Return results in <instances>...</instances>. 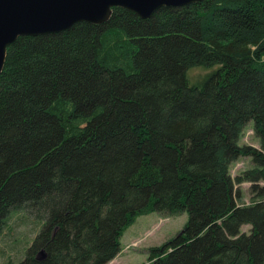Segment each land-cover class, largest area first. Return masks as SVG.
<instances>
[{
  "label": "trees",
  "instance_id": "obj_1",
  "mask_svg": "<svg viewBox=\"0 0 264 264\" xmlns=\"http://www.w3.org/2000/svg\"><path fill=\"white\" fill-rule=\"evenodd\" d=\"M191 22L230 40L212 46L218 69L171 99L158 85L169 75L158 53L168 48L166 61L177 62L184 51L174 39ZM263 89L264 0H204L145 20L114 7L100 25L17 38L0 71V221L10 205L48 193L56 170L68 201L52 214L56 230L43 242L44 258L29 264H65L63 250L72 252L73 264H107L120 231L100 218L101 208L129 190L172 187L191 218L146 264H264V155L243 178L231 179L226 165L238 151L243 110ZM187 118H202L214 133L199 138L200 159L178 144ZM128 144L132 165L118 170L113 158L107 180L88 189L86 160ZM245 180L253 191L247 205L237 203L235 189ZM244 225L248 234L240 232Z\"/></svg>",
  "mask_w": 264,
  "mask_h": 264
},
{
  "label": "rangeland",
  "instance_id": "obj_2",
  "mask_svg": "<svg viewBox=\"0 0 264 264\" xmlns=\"http://www.w3.org/2000/svg\"><path fill=\"white\" fill-rule=\"evenodd\" d=\"M168 16L163 14L160 17ZM221 22L223 27L228 29L226 23ZM185 34L180 33L173 42L179 43L176 50L184 51L177 62L166 61V56L171 53L168 48L158 53L159 61L163 62L160 67L165 70L163 75L169 74L165 77L167 79H163L158 85L171 99L176 97L177 92L183 90L181 87L189 89L199 86L209 73L215 72L218 64L212 58V46L223 45L230 40L224 33L199 32L193 27V22L186 28ZM174 64L178 65L179 71L170 72ZM176 74L178 77L175 80L172 77ZM145 77L150 78L151 74H146ZM149 85L151 87L153 83ZM260 93L251 98L256 100L255 105L252 103L243 110L244 122L234 137L238 151L226 158L227 175L231 179L243 178L247 172L257 168L258 156L264 155V89L263 94ZM185 121L193 130L185 124H180L177 132H180L181 127L182 134L178 136V144H181L184 153L200 159L203 157V151L198 146L199 138L204 135L213 137L214 133L202 118H187ZM130 145L119 147L120 153H117V148H112L96 153L86 160L83 167L90 172L87 180L88 189L93 190L99 183L107 180L110 176L107 165L113 158L120 161L118 170L132 165L129 156L133 159L135 149ZM54 173L48 193L38 198L33 197L31 200L27 198L6 209L0 221V264H29L31 261H39L40 251L44 253L43 242L55 229L51 223L52 214L62 210L65 200L68 201L65 189H59L60 175L56 170ZM259 185L263 184L258 183ZM251 186L250 180L235 186L240 194L238 204L247 205L253 200L250 199L253 192ZM138 197L140 198L137 199ZM143 206H150V212L138 213ZM99 216L108 219L115 230L120 231L117 250L107 264H146L153 253L180 234L191 218V214L176 200L172 187H167L164 191L150 190L145 194L129 190L122 201L107 203L102 207ZM249 229L248 225H244L240 227V232L248 234ZM61 253L65 264H73L72 252L63 250L60 251V255Z\"/></svg>",
  "mask_w": 264,
  "mask_h": 264
},
{
  "label": "water",
  "instance_id": "obj_3",
  "mask_svg": "<svg viewBox=\"0 0 264 264\" xmlns=\"http://www.w3.org/2000/svg\"><path fill=\"white\" fill-rule=\"evenodd\" d=\"M204 0H0V71L5 50L19 37H37L68 30L73 25L105 23L111 8L148 19L159 9L181 8ZM40 259L44 253L39 252Z\"/></svg>",
  "mask_w": 264,
  "mask_h": 264
},
{
  "label": "bare ground",
  "instance_id": "obj_4",
  "mask_svg": "<svg viewBox=\"0 0 264 264\" xmlns=\"http://www.w3.org/2000/svg\"><path fill=\"white\" fill-rule=\"evenodd\" d=\"M162 9V8H161ZM160 10V9H159ZM157 12V11H156ZM39 257V256H38Z\"/></svg>",
  "mask_w": 264,
  "mask_h": 264
}]
</instances>
